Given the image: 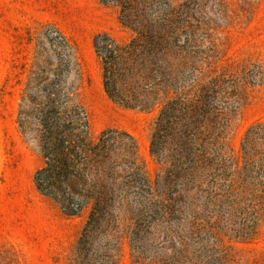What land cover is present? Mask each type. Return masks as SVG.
I'll list each match as a JSON object with an SVG mask.
<instances>
[{
  "label": "rangeland",
  "instance_id": "rangeland-1",
  "mask_svg": "<svg viewBox=\"0 0 264 264\" xmlns=\"http://www.w3.org/2000/svg\"><path fill=\"white\" fill-rule=\"evenodd\" d=\"M124 7L165 26L174 86L197 117L207 112L222 152L215 160L207 155L192 180L180 171L189 162L179 144L168 143L166 159L150 154L161 106L143 112L106 95L93 39L106 33L125 45L137 36L120 22L123 6L0 0L1 264H264V0H126ZM65 68L78 77L75 100L91 136L125 132L136 143L134 165L111 166L118 174H107V206L93 228L89 210L67 216L36 189L43 158L17 124L22 96L40 95L46 79ZM255 123L263 125V145L248 161L241 148ZM252 147L246 151L254 154ZM230 157L244 168L239 195L227 194L235 179ZM258 174L263 211L242 238L252 224L249 183Z\"/></svg>",
  "mask_w": 264,
  "mask_h": 264
},
{
  "label": "trees",
  "instance_id": "trees-1",
  "mask_svg": "<svg viewBox=\"0 0 264 264\" xmlns=\"http://www.w3.org/2000/svg\"><path fill=\"white\" fill-rule=\"evenodd\" d=\"M107 4L123 6L120 22L137 36L125 45L106 33L94 37L106 95L115 103L143 112L161 106L150 154L166 159L168 143H177L189 162L188 168L180 169L181 173L192 180L199 178L205 157L212 156L215 160L222 152L219 147L222 136L216 134L207 112L197 117L193 101L182 92L178 94L173 83L174 71L166 60L169 49L165 26L152 23L142 14L133 16L124 7L126 0H107ZM60 37L62 44L69 47L66 39ZM66 72L69 73L68 68L47 78L40 95L22 96L17 124L19 132L36 143L43 158V166L34 177L36 189L58 202L67 216L89 210L86 226L93 228L107 206V174H118L111 166H120L125 159L134 165L136 143L125 132L104 131L95 138L91 136L85 110L75 100L78 77L72 80ZM174 131L177 136L173 135ZM262 145L263 125L255 123L243 138L242 159L251 161L261 153L256 148ZM250 146L254 154L246 151ZM229 162L235 179L228 186L227 194L239 195V191L246 189L241 179L244 168L240 167L239 158L230 157ZM256 177L262 180L255 182ZM256 177L252 176L249 183L252 224L243 228L247 232H243L242 238L249 236L263 211V174Z\"/></svg>",
  "mask_w": 264,
  "mask_h": 264
}]
</instances>
